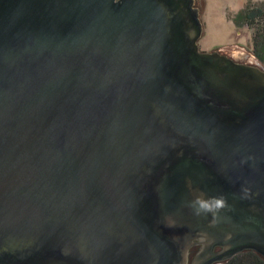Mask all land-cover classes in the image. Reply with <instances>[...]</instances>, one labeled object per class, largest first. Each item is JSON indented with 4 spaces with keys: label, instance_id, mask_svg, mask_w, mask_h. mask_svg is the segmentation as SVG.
<instances>
[{
    "label": "water",
    "instance_id": "obj_1",
    "mask_svg": "<svg viewBox=\"0 0 264 264\" xmlns=\"http://www.w3.org/2000/svg\"><path fill=\"white\" fill-rule=\"evenodd\" d=\"M201 36L195 0H0V264L264 260V69Z\"/></svg>",
    "mask_w": 264,
    "mask_h": 264
},
{
    "label": "rangeland",
    "instance_id": "obj_2",
    "mask_svg": "<svg viewBox=\"0 0 264 264\" xmlns=\"http://www.w3.org/2000/svg\"><path fill=\"white\" fill-rule=\"evenodd\" d=\"M247 3L262 6L264 0H195L202 26L199 51H220L234 58L242 50L252 54L251 32L239 18Z\"/></svg>",
    "mask_w": 264,
    "mask_h": 264
},
{
    "label": "trees",
    "instance_id": "obj_3",
    "mask_svg": "<svg viewBox=\"0 0 264 264\" xmlns=\"http://www.w3.org/2000/svg\"><path fill=\"white\" fill-rule=\"evenodd\" d=\"M251 32L252 55L264 68V3L262 6L247 3L239 16ZM197 248L191 250L194 254ZM222 264H264V260L253 252H244Z\"/></svg>",
    "mask_w": 264,
    "mask_h": 264
},
{
    "label": "flooded vegetation",
    "instance_id": "obj_4",
    "mask_svg": "<svg viewBox=\"0 0 264 264\" xmlns=\"http://www.w3.org/2000/svg\"><path fill=\"white\" fill-rule=\"evenodd\" d=\"M221 53V52H220ZM222 55H224V56H226V57H228V58H231V59H233L234 57H231L230 55H226V54H223V53H221Z\"/></svg>",
    "mask_w": 264,
    "mask_h": 264
}]
</instances>
